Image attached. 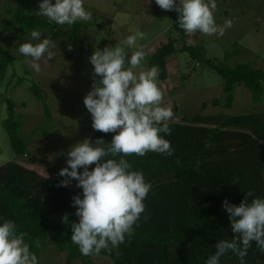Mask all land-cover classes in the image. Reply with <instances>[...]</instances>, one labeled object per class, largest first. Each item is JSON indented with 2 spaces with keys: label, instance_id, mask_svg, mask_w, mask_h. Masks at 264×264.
I'll use <instances>...</instances> for the list:
<instances>
[{
  "label": "trees",
  "instance_id": "1",
  "mask_svg": "<svg viewBox=\"0 0 264 264\" xmlns=\"http://www.w3.org/2000/svg\"><path fill=\"white\" fill-rule=\"evenodd\" d=\"M6 11L11 18L0 33L17 27L21 33L46 27L53 30L54 38L67 37L74 45L82 44L83 49L91 53L90 45L81 36L91 24L78 21L71 28L62 29L55 22L38 15L32 0H18L17 7L7 4ZM174 28L182 34L180 50L187 51L194 60H203L223 78L227 107H232L239 84H245L250 89L254 102L263 101V69L249 62L230 66L224 61L208 58L204 46L187 43L186 33L178 23ZM177 51L176 42L169 38L150 56L149 66H159V79L168 78L167 57ZM228 56L225 55L224 59L227 60ZM15 60L13 54L0 50V84ZM12 78H17L18 85L31 81L29 87L43 105L46 124L42 126V134L48 135L55 119L47 92L36 80L21 76L16 71ZM6 101L7 116L2 127L8 134L13 151L17 155L28 154L30 141L22 133V115L16 111V104L11 98L7 97ZM211 103L219 106L222 101L216 97ZM207 105L203 103L202 108ZM263 115L225 116L197 112L169 123L170 135L161 133L171 142L174 149L172 155L148 152L143 157L135 154L106 157L117 161L126 159L131 171L142 172L146 182L152 184L144 200L145 210L150 208L151 213L141 216L140 223L134 225L131 236H125L118 251L108 247L99 254L109 255L115 264H206L208 257L216 251L215 244L220 240H231L234 236L223 201L227 199L230 204L238 206L248 191L253 193L252 197H248L249 202L254 197H264ZM114 134L96 131L90 140L94 143L103 139L107 147ZM94 167L90 166L89 170ZM60 170L49 168V175L43 176L19 161L0 165V223L4 219L15 222L17 233L26 234L25 242L36 254L39 264L53 232L55 244L69 251L67 264H73L77 259L83 264H94L71 242V224L78 222L72 198L77 194L82 198V189L76 186L74 179H71V185L59 187L60 181L65 179L58 175ZM192 202L198 205L200 211L190 222V211L194 208ZM65 214L68 223L62 222ZM244 261L245 264H264V252L255 242L251 243ZM219 264H240V260L229 250L220 258Z\"/></svg>",
  "mask_w": 264,
  "mask_h": 264
},
{
  "label": "clouds",
  "instance_id": "2",
  "mask_svg": "<svg viewBox=\"0 0 264 264\" xmlns=\"http://www.w3.org/2000/svg\"><path fill=\"white\" fill-rule=\"evenodd\" d=\"M155 3L162 10L177 12V23L187 34L223 36L232 27L230 19L222 26L216 23V0H155ZM38 14L58 25L87 22L92 18L84 0H55L54 3L41 0ZM145 35L137 30L123 42L135 49L130 57L119 44L102 50L97 48L89 57L94 66L93 81L83 104L91 114L94 130L115 134L107 147L103 139L93 143L89 138L72 145L66 153L67 166L58 173L69 178L61 180L59 187H67L74 179L76 186L82 189V198L79 194L72 198L78 222L71 224V242L84 256L124 243L125 236L132 235L134 225L145 211L144 200L152 188L142 172L130 170L126 159L105 158L132 154L143 157L148 152L172 155L174 152L171 142L161 135L171 134L169 122L174 113L170 107L162 106L163 92L157 83L159 66L144 68L146 51L137 43L145 39ZM31 39L39 42L22 43L19 52L30 57V67L40 72L39 61L45 55L52 59L56 45L50 39H41V33L36 30L31 32ZM92 165L95 167L89 170ZM252 196V191H248L238 206L227 199L223 201L234 236L231 240L218 241L216 251L206 264H219L229 250L237 255L240 264H245L244 257L252 242L264 252V197H254L249 202L248 197ZM62 222L68 223L67 214ZM25 235L17 233L12 220L4 219L0 223V264H39L36 254L25 242ZM36 244L39 247V241Z\"/></svg>",
  "mask_w": 264,
  "mask_h": 264
},
{
  "label": "rangeland",
  "instance_id": "3",
  "mask_svg": "<svg viewBox=\"0 0 264 264\" xmlns=\"http://www.w3.org/2000/svg\"><path fill=\"white\" fill-rule=\"evenodd\" d=\"M221 1L214 14L216 23L222 26L226 19H230L232 27L228 28L223 36L205 35L208 44L207 50H209L208 58L224 61L230 66L249 62L264 70V0ZM40 2L41 0H34L35 6L39 7ZM52 2L54 3L55 0ZM151 3V0H84L86 10L92 14L91 20L85 23L92 26L96 24L95 20L100 17L97 12L99 9H103L104 12L114 11L120 21L135 20L137 26L142 28V32L146 34L145 36L151 37L155 33L146 23V18L153 9H159L158 6L155 8ZM7 4L17 7L18 0H0V30L7 25L11 18V15L6 11ZM72 25L65 24L58 25V27L68 29ZM36 31L41 33V39L47 38L51 41L54 39L52 29L40 27ZM31 32L21 33L17 27L7 33H0V50L16 57L15 63L8 67L7 76L0 84V165L11 161L29 163L36 160L44 168L62 169L67 166L66 153L72 145L80 140L79 133L88 132V128L92 125L91 114L84 106L83 99L91 90L94 66L90 63L89 57L95 49L88 44L91 47V53L88 54L82 44L74 45L71 40L62 36L54 43L56 47L52 49L56 56L48 59L45 55L39 61L40 72H36L29 65L31 58L25 57L19 52L22 43L35 44L39 42L31 39ZM85 32H82L81 36L86 41L87 34ZM124 33L126 31L119 34ZM167 34H170L169 31ZM116 40L118 39L116 38ZM90 42L93 43L92 40ZM69 46L71 50H69ZM125 49L129 57L135 50L127 46ZM178 55L184 76H179L181 81L176 85L174 82L177 79L172 80L176 87L175 90L163 91V81L159 78L157 81L163 92L162 106L170 107L174 113L173 119L169 123L178 122L183 116L194 115L197 112L225 116L264 113V99L258 103L254 102L252 93L245 84L236 86L233 105L231 108L227 107L223 90L224 80L220 74L211 69L203 60H194L187 51ZM225 55H229L227 60L224 59ZM144 68L150 67L145 65ZM14 71L21 76L36 80L44 91H47L49 105L56 123H58L48 136L42 134V126L46 124V121L42 117V111L36 107L41 106V103L29 87L31 81L26 80L22 85H18L17 78H12ZM171 84L169 83L168 88H173V84L172 86ZM7 97L15 102L16 111L22 115L24 123L22 133L28 137L31 144L28 154L17 155L13 151L8 134L2 127V122L7 116ZM216 97L222 101L219 106L211 103V100ZM61 101H65L64 104ZM24 102L28 104L27 107L26 103L22 105ZM203 103H208V105L202 108ZM262 119H264V115ZM78 131L80 132L78 133ZM193 206V210L190 211V222L194 221L192 217L200 211L198 205L193 204ZM150 211V208L146 209L141 216L144 217V213L150 214ZM141 216L137 223H140ZM109 248L118 251V247L109 245ZM68 254L67 249L62 250L55 244L53 232L49 244L42 254L40 264H67ZM89 259L94 264H115L112 258L106 254H93L89 256ZM73 264H83V262L77 259Z\"/></svg>",
  "mask_w": 264,
  "mask_h": 264
},
{
  "label": "crops",
  "instance_id": "4",
  "mask_svg": "<svg viewBox=\"0 0 264 264\" xmlns=\"http://www.w3.org/2000/svg\"><path fill=\"white\" fill-rule=\"evenodd\" d=\"M151 2H152L151 5L155 6V8L158 6L155 3V0H151ZM206 2H207V0H206ZM221 2H222L221 0H216L217 6L220 5ZM32 4L34 6L35 12L38 14V11H39L38 5L35 6L34 0H32ZM97 12H98V16H100V17L97 18V20H95L96 24H94L93 26L91 25L90 28L85 32V34H87L86 35L87 36L86 42L88 44H90L91 47L94 49L98 48V49L102 50L103 48H105L107 46L113 45L115 47V45H118V44L125 47L126 45L123 42L126 40V38L129 35L134 34L135 31H137V30L142 32V28H139L137 26V22H135V20L128 19L126 21H120L117 13H115L114 11L104 12L103 9H99V10H97ZM178 18H179L178 13L175 11H165V10H162L160 7H159V9H153L152 12L146 18V23L148 25H150V28L153 29V33H155V34H152L151 37L145 36V39H143L141 41L138 40V42H137L138 45H143L145 48V51H146V59H145V61L142 62L144 67H145V65L149 66L150 56L160 47V45L163 42L167 41L169 38H172L176 42L178 51L167 57V68H168L169 76L167 79L161 80V81H163V83H162L163 84V91H174L176 88L174 86V83L176 85V83H179V81H181V79L179 77L180 75L184 76L183 71L181 70L180 58L178 55L181 52H183L182 50H180L181 43H182L181 42L182 41L181 40L182 34L174 28V25L177 23ZM165 23H167V24H165ZM122 31H126V33H124V34H126V36H124V34H122V35L119 34ZM154 31H156V32H154ZM168 31L170 34H167ZM61 37L62 36H57L56 38H54L52 40V42L55 43ZM116 38L118 40H116ZM185 38H186V41L188 44H192L195 46L196 45L197 46H201V45L204 46L206 49V53L208 55V51H209V50H207L208 44L205 40L207 37L204 34H202L200 32H196L194 34H187L186 33ZM90 40H92L93 43H91ZM98 78L99 77H96V79H98ZM174 79H177V80L173 83L172 80H174ZM169 83L173 84V88H168ZM172 84H171V86H172ZM63 102H65V101H63ZM24 103H26V102H24ZM27 106H28V104L26 103V107ZM36 107H38L39 110L42 111L41 114L43 117V105H42V103H41V106H36ZM51 110H52V108H51ZM52 113H53V111H52ZM53 116H54V114H53ZM54 119H55V116H54ZM57 124L58 123H56V119H55L54 127ZM23 127H24V125H23ZM51 130H50V132H51ZM87 131L88 132H86V133L85 132L79 133L80 131H78V133L80 135L79 142L84 140L85 138L91 139V137L96 133V130H94L92 128V126L90 128H88ZM50 132H49V134H50ZM48 135H45V136H48ZM30 146H31V144H30ZM19 162L25 164L26 166H28L31 169H34L35 171L39 172L43 176L49 175L48 169L50 167L44 168L42 166V164H40V162H37L36 160L29 162V163L24 162V161L23 162L19 161ZM51 168H56V167H51Z\"/></svg>",
  "mask_w": 264,
  "mask_h": 264
},
{
  "label": "built area",
  "instance_id": "5",
  "mask_svg": "<svg viewBox=\"0 0 264 264\" xmlns=\"http://www.w3.org/2000/svg\"><path fill=\"white\" fill-rule=\"evenodd\" d=\"M65 179H69V178L65 177ZM71 184H72V180H70V183H69V185H71Z\"/></svg>",
  "mask_w": 264,
  "mask_h": 264
}]
</instances>
